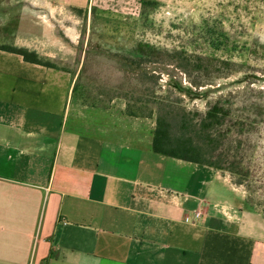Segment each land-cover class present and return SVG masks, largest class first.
Masks as SVG:
<instances>
[{"label": "crops", "instance_id": "0c3cea01", "mask_svg": "<svg viewBox=\"0 0 264 264\" xmlns=\"http://www.w3.org/2000/svg\"><path fill=\"white\" fill-rule=\"evenodd\" d=\"M138 1L55 0L89 11ZM31 23L14 46L54 59ZM75 82L0 50V264H264L226 175L156 153V117L129 116L123 98L81 105Z\"/></svg>", "mask_w": 264, "mask_h": 264}, {"label": "rangeland", "instance_id": "374dc122", "mask_svg": "<svg viewBox=\"0 0 264 264\" xmlns=\"http://www.w3.org/2000/svg\"><path fill=\"white\" fill-rule=\"evenodd\" d=\"M29 1L0 0V16L9 20L0 43L19 44L27 18L31 39L46 36L51 51L58 50L50 53L54 59H43L73 72L105 103L116 94L150 100V108L157 98L174 108L204 112L208 102L226 100L231 114L217 131L220 142L212 159L244 193L245 221L264 240V0H147L145 6L139 0L127 11L96 14L55 0ZM81 3L87 6V0ZM139 42L228 61L229 75L195 88L186 74L167 65L174 78L164 73L161 86L144 90L139 72L124 61ZM192 79L200 81L196 74Z\"/></svg>", "mask_w": 264, "mask_h": 264}, {"label": "trees", "instance_id": "16d2710c", "mask_svg": "<svg viewBox=\"0 0 264 264\" xmlns=\"http://www.w3.org/2000/svg\"><path fill=\"white\" fill-rule=\"evenodd\" d=\"M142 5H148L147 0H141ZM92 14L97 12H109L110 10L93 7ZM0 50L17 54L23 57L26 62L41 65L47 68L69 71L59 67L57 64L41 58L35 51L20 48L12 45L1 44ZM125 58L126 66L139 72L144 90L154 91V88L161 86L162 74L173 79L165 67L174 65L181 72L189 77V81L195 88L213 84V82L225 79L229 75L231 63L214 57L194 56L183 50H166L145 42H139L130 54ZM149 65H156L153 68ZM211 67L213 69H211ZM216 71V72H215ZM73 77L75 74L72 72ZM196 74L200 81H194L192 76ZM151 85V87H150ZM192 92L191 89H188ZM73 96L84 106L109 107L116 98H123L127 101L126 113L129 116L145 118L156 117V128L153 136V149L156 153L166 157L177 158L200 165H206L217 169L225 170L219 162L212 159L213 150L220 142L219 130L226 125L232 108H228L220 97L214 102H208L204 112L189 111L186 107L170 105V101H155V108H150V100L143 98L131 100L129 96L113 95L110 100H100L101 95L94 96L89 87L81 83L79 77L73 87ZM242 185L241 182H236Z\"/></svg>", "mask_w": 264, "mask_h": 264}, {"label": "built area", "instance_id": "2783aa9c", "mask_svg": "<svg viewBox=\"0 0 264 264\" xmlns=\"http://www.w3.org/2000/svg\"><path fill=\"white\" fill-rule=\"evenodd\" d=\"M202 215H203V212L200 210H197L192 213H187L184 215L183 221L185 223L194 224L197 220L201 219Z\"/></svg>", "mask_w": 264, "mask_h": 264}]
</instances>
